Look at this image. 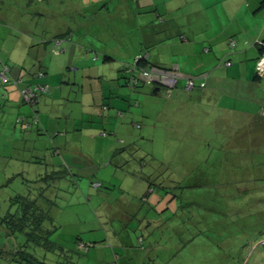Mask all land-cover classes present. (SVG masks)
<instances>
[{"label":"rangeland","instance_id":"rangeland-1","mask_svg":"<svg viewBox=\"0 0 264 264\" xmlns=\"http://www.w3.org/2000/svg\"><path fill=\"white\" fill-rule=\"evenodd\" d=\"M85 1L0 0L1 58L16 67L15 72L22 63L29 69L39 62L44 68H52V72L68 70L69 73L59 76L58 81L67 83L55 96L63 104L57 101L53 106L57 111L61 106L73 107V117H82L84 112L87 116V112L94 110H100L95 113L97 116L102 114V104L106 103H93L96 96L99 98L96 89L101 88L102 83H107L108 89L114 91L126 87L110 66L118 60L106 61L109 65L104 68L103 77L95 65L97 61L105 63V49L116 47L114 39H102L101 43L97 34L87 33L84 28L74 31L69 40L61 37L65 40L63 43L55 37L63 21L81 22ZM75 4H82L83 9L74 7ZM104 27L102 24V34L109 29ZM87 42L95 45L93 49L99 53V58L84 53ZM81 86L86 90H81ZM127 94L131 95L130 90ZM136 94L141 104L130 107L125 102L119 104L122 109H132L127 123L117 125L122 126L121 130L125 126L132 127L128 140L119 141L114 137L116 148L124 147L120 148V153L79 157L78 160L85 161L82 167L66 169L59 165V170L68 171L63 178L54 181L47 192L56 203L53 216L61 226L52 238L72 250L73 259L80 264H148L144 259L145 255L149 257V243L160 244L151 252L152 264H264L263 124H257V130L254 124L239 121L237 123L243 127L238 131L235 124L222 127L211 116L179 125L148 119L141 110L143 98L138 97L139 92ZM71 96H78L84 103L66 101ZM47 97L40 107L46 109L47 103V109L51 106L54 99ZM20 106L16 105L12 113L16 114ZM260 120L264 122V114ZM84 122L89 121H80ZM133 122H137L138 127ZM30 134L26 136L33 142ZM45 143L46 140L41 142L42 149ZM17 146L16 141L11 140L1 160L12 166L11 170L20 167L23 171L11 173L10 179L0 185V246L7 250L5 254L0 253V264H18L7 258L6 253L25 241L23 232L9 235L1 226L2 215L14 209L11 197L17 193L27 194L35 187L38 182L33 180L41 170L43 175L50 172L46 171V164L51 153L35 152L33 148V153L27 154V161L23 157L19 161L14 151ZM144 174L150 176L154 184L150 186L149 181L142 179ZM179 184L182 187L179 188ZM166 191L178 194L181 200L168 202L170 210L164 209ZM144 193L146 197H142ZM254 199L256 203L252 204L250 201ZM176 204L185 207L175 210ZM240 213L242 219L233 221ZM167 216L172 220L168 221ZM174 223L179 225L171 228ZM172 254H177L175 259H171Z\"/></svg>","mask_w":264,"mask_h":264},{"label":"crops","instance_id":"crops-1","mask_svg":"<svg viewBox=\"0 0 264 264\" xmlns=\"http://www.w3.org/2000/svg\"><path fill=\"white\" fill-rule=\"evenodd\" d=\"M83 5L86 8L81 22L70 24L67 19L60 24L59 31L70 27H74L76 31L84 28L87 33L97 34L101 43L102 39H114L116 47L105 49V63L97 61L95 64L100 69L101 77L105 75L104 68L109 65L106 61H119L112 65L110 63L114 74L119 76L122 66L135 60L141 53L148 56L150 63L171 66L181 76L177 87L173 89L161 87L154 90L156 87L152 85H147L150 88L141 89L138 96L143 98L141 110L148 119L179 125L211 116L222 127L229 128L230 123L235 124L238 131L243 127L237 123L239 121L243 122L241 124L264 126V122L260 120L264 114V84L257 82L254 77L261 51L258 41L264 38V0H87ZM81 6L82 4L74 5L82 10ZM102 24L109 27L104 34L100 31ZM233 40L236 41L234 46ZM64 41L62 39L59 42ZM93 48L96 49L95 45L87 42L84 53L87 56L91 53L99 58V53ZM221 60H230L233 63L224 67L219 65ZM28 62L32 63L31 59ZM32 65L28 69L22 63V67L16 72V67H11V73L19 79L20 87L35 81L49 85L48 91L36 104L39 124H33L26 129L19 125V115L30 116L33 108L23 101L22 91L15 83L0 84V141L3 142L0 143V174L5 175H0V185H4L3 182L11 173L23 171L20 167L11 170L12 166L9 167L1 161L11 140L18 145L14 151L19 155V161H27V154L33 153V148L35 152L45 149L47 153H51L50 159L45 163L48 172L57 170L59 165L67 167L66 169L82 167L85 161L78 160L79 157L108 153L114 156L117 146L114 139L128 140L132 131L130 126L121 130L122 126L117 125L120 122L127 123L132 115V109H122L119 104L125 102L129 107L134 105L132 100L136 99L137 92L133 89L126 86L124 89L120 88V91L117 85L118 89L114 91L108 89L107 83H102L101 88L96 89L99 98L96 96L93 100L95 105H99V101L100 104L102 101L106 103L102 104V114L97 116L95 113L100 110H94L92 113L87 112V116L84 112L82 117H73V107L61 106L57 111L53 106L59 102V98L55 97L58 90H62L67 83L65 80L58 81L59 76L69 73L68 70L52 72V68H44L41 62ZM39 67L45 71L41 78L34 74ZM76 68L79 69L78 66ZM82 73L85 75V68ZM191 77L197 83L204 81V85L197 84L192 91H187L185 85ZM91 89H87L88 92ZM81 90L86 89L81 86ZM128 90L131 95L127 94ZM48 95L54 99L51 106L47 109V103L46 109L42 105L40 107L43 100H48ZM66 101L84 103L78 96H71ZM16 105L21 106L13 114ZM183 113L185 116H181ZM80 121L89 122L83 124ZM133 124L138 127L137 122ZM135 126L133 127L136 128ZM256 129L258 130L257 126ZM28 132L34 137L33 142L26 136ZM43 140H46L44 149L41 144ZM38 141L41 142L38 144ZM8 157L6 161H9ZM58 157L63 159L59 160ZM146 196L144 193L142 197Z\"/></svg>","mask_w":264,"mask_h":264},{"label":"trees","instance_id":"trees-1","mask_svg":"<svg viewBox=\"0 0 264 264\" xmlns=\"http://www.w3.org/2000/svg\"><path fill=\"white\" fill-rule=\"evenodd\" d=\"M81 26V25H80ZM74 27L67 28L64 31H57L55 33V37L57 40H62L63 38H68L73 36V32L76 31ZM73 33V34H72ZM63 37V38H61ZM233 42L236 41H232ZM233 44V46L235 45ZM258 44L260 46V57L258 58V63L259 59L261 56L264 55V38L260 39L258 41ZM108 56V54H106ZM233 62L230 60L226 61H220L219 65H222L224 67L231 65ZM154 64L150 63L148 56L146 54H139L135 60L125 63L122 68L119 70V78L123 79V83L133 89L135 92H141V89L146 88L147 85H152L156 87L157 85H160L161 87L166 88L164 85H162L159 82H148L143 77L141 76L142 69L146 67H151ZM5 66L9 67V71L7 72V75L9 76L8 81H3L0 78V84L2 85H7L10 83H15L21 91H23L26 88H32L37 84H44L45 82L42 81H35L29 85H26L24 87H20L19 79L15 78L13 74L11 73V66L9 65L8 62L4 61L1 56H0V70H2ZM42 66V65H41ZM158 66L162 69L168 70L172 69L173 67L171 66H164V65H155ZM45 71L42 67H39L35 72V77H43L39 73ZM255 80L257 82L264 84V71L261 73L258 69L257 65V70L255 74ZM195 80V86L197 84L203 83H197L196 79L194 77H191ZM178 85V84H177ZM175 85L174 87H177ZM194 86V87H195ZM46 93V92H45ZM44 93H41L39 97H37L35 102H28L25 100L23 97V101L27 104L30 105L33 108L32 115L26 116V115H19L17 118V121L19 125H21L22 128H28L29 126L33 124H39L40 121L37 119L38 117V111H37V106L41 100V96ZM23 96V94H22ZM134 100V99H133ZM132 100V103L135 105L140 104V100L135 99L134 101ZM106 108V107H105ZM120 115L123 116V113L120 112ZM140 126V125H139ZM129 147V146H128ZM128 147H125L128 148ZM121 149H124L123 146L120 147ZM120 148H116L114 151V155H117L120 150ZM45 150V149H44ZM43 150V151H44ZM45 154V153H43ZM41 162H44V160H40ZM125 161L121 162L120 164L124 163ZM68 170H52L49 173L43 175L39 174L38 178H35L33 181H37V185L35 187H32L29 189V192L26 194L24 193H17L11 197V205L14 206V209H10L9 211L5 212L2 217H1V226L3 229L6 231L7 234L9 235H14L16 232L20 231L25 234V241L24 243H21L19 246H16L13 250H8L7 258L15 260L18 264H80L78 261L74 260L73 257L74 255H71L72 250H68L64 248L61 244H59L57 241H55L52 236L53 233H55L61 226L57 223L55 217L52 215V209L55 206V201L51 200L48 191L50 192V188L54 185V181H57L58 179H61L64 177V173H66ZM145 180L150 182V186L154 184V182L151 181L150 176H145L142 175ZM32 181V180H29ZM45 183V185L43 184ZM178 187H182V185H178ZM29 188V187H28ZM35 188V190H34ZM37 188V189H36ZM48 189V190H47ZM167 196L166 200V205L164 209L170 210V205L168 202H172L173 200L180 202V198L178 199V194H170L168 191L165 193ZM257 199V197L255 198ZM252 200V204H255ZM247 204V203H246ZM177 208L175 210H179L182 207H185L183 204H176ZM163 209V210H164ZM162 210V211H163ZM230 211V209H228ZM257 210V209H256ZM252 212V211H251ZM256 212V211H253ZM243 213V212H241ZM240 213V214H241ZM252 214V213H251ZM170 216V215H169ZM168 217V216H167ZM243 214L239 215L236 217L235 220L237 221L239 219H242ZM172 220L171 217H168V221ZM232 222V221H231ZM178 223H174L171 228H174V226H178ZM259 234V233H258ZM141 241H143L141 239ZM150 248L148 249L149 251V257H145V262H148V264H152L154 258L151 256V252L156 250L158 247L156 243H149ZM38 248L40 251L38 252ZM180 250V249H179ZM178 251V250H177ZM7 252L6 249H2L0 246V253ZM161 251L158 250L157 253L159 254ZM156 253V251H155ZM176 253V252H175ZM178 253V252H177ZM75 254V252H74ZM50 255V256H49ZM177 254H172V258H176ZM44 258V259H43Z\"/></svg>","mask_w":264,"mask_h":264},{"label":"built area","instance_id":"built-area-1","mask_svg":"<svg viewBox=\"0 0 264 264\" xmlns=\"http://www.w3.org/2000/svg\"><path fill=\"white\" fill-rule=\"evenodd\" d=\"M235 44V42H233ZM258 63V69L262 73L264 71V55L261 56L259 59ZM9 71V67L5 66L2 70H0V78L3 81H8L9 76L7 75V72ZM41 76H44V72L39 73ZM141 76L143 79H145L148 82H159L162 85H164L167 88H172L178 83L180 80V75L175 69H162L158 66H151V67H146L142 69ZM195 80L193 78H190L186 85L185 89L187 91H192V89L195 86ZM205 82L200 83V85H204ZM49 89V85L47 83L44 84H37L32 88H26L22 91L23 97L25 98L26 101L28 102H35L37 97L40 96L41 93L47 92Z\"/></svg>","mask_w":264,"mask_h":264},{"label":"water","instance_id":"water-1","mask_svg":"<svg viewBox=\"0 0 264 264\" xmlns=\"http://www.w3.org/2000/svg\"><path fill=\"white\" fill-rule=\"evenodd\" d=\"M159 89H160V85H157L154 90H159Z\"/></svg>","mask_w":264,"mask_h":264}]
</instances>
